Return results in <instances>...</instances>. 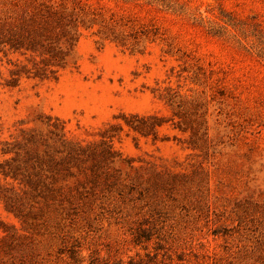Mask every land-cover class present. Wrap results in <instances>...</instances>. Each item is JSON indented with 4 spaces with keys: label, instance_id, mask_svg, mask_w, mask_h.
<instances>
[{
    "label": "rangeland",
    "instance_id": "obj_1",
    "mask_svg": "<svg viewBox=\"0 0 264 264\" xmlns=\"http://www.w3.org/2000/svg\"><path fill=\"white\" fill-rule=\"evenodd\" d=\"M0 219L24 264H264V0H0Z\"/></svg>",
    "mask_w": 264,
    "mask_h": 264
},
{
    "label": "trees",
    "instance_id": "obj_2",
    "mask_svg": "<svg viewBox=\"0 0 264 264\" xmlns=\"http://www.w3.org/2000/svg\"><path fill=\"white\" fill-rule=\"evenodd\" d=\"M52 69L51 71H53ZM54 72V71H53ZM48 79L49 76L42 75ZM44 79V78H43ZM0 229L3 235L0 237V264H24L26 263L24 254H19L20 246V230L15 226L8 225L6 222L0 219ZM114 264H138L134 260H130L128 263L122 261L115 262Z\"/></svg>",
    "mask_w": 264,
    "mask_h": 264
}]
</instances>
